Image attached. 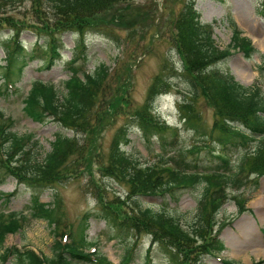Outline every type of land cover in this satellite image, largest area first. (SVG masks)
Wrapping results in <instances>:
<instances>
[{
    "label": "trees",
    "instance_id": "obj_1",
    "mask_svg": "<svg viewBox=\"0 0 264 264\" xmlns=\"http://www.w3.org/2000/svg\"><path fill=\"white\" fill-rule=\"evenodd\" d=\"M178 1L182 6L168 13L171 17L162 25L160 20L152 21L148 10L134 8V0H0V32L8 31L5 36L0 35L3 37L0 47L6 53L2 78L7 88L20 90L16 83L30 61L40 59L51 68L61 60L62 35L66 32L84 37L88 32L131 31L126 37L124 56L117 59L114 70L105 63L86 70L87 45L81 39L68 62L69 79L61 87L35 80L23 99L27 116L38 122L53 121L66 130L82 134L83 141L57 132L51 150L41 159L34 150L35 146L42 148L39 141L34 140L35 135L14 131V119L0 110V174L5 172L32 187V215L55 223L58 229L62 219L58 198L52 207L40 201L39 192L77 175L82 168L93 173L96 166L103 177L113 178L127 188L126 197L117 194V200H107L99 190L98 202L106 220L127 230L150 234L168 264H204L205 256L217 255L226 249L219 234L227 222L218 221V212L232 200L240 213L249 210L246 205L249 198L242 188L250 184L258 188L264 176V89L258 82L241 83L228 68L219 64L228 60L232 50L243 52L248 59L259 53L262 71L264 52L243 35L233 18L229 19L233 32L231 43L221 48L214 38L213 25L204 22L195 8L196 0ZM260 2L264 13V0ZM166 6L162 7L163 13ZM151 28L156 32L167 28L163 32L169 35L168 40L180 57L181 71L178 73L177 67L169 64L170 57L166 54L165 65L154 76L145 102L134 106L130 92L136 53L142 46L133 38L138 33L146 37ZM28 33L36 37L29 52L24 39ZM40 47L42 53L38 52ZM81 61L83 63L79 64ZM178 76L190 90V98L184 97L188 102L181 107L186 126L191 125L195 117L201 118L196 108L199 98L202 97L213 111L214 122L207 133L208 139L203 146L193 145L189 151L205 148L215 152L220 162L213 170L191 171L193 164L187 161L183 148L170 159L161 154L152 165H144L123 149V145L130 142L125 125L114 134L108 152L101 151L102 132L120 115L140 127L147 138L162 135L166 126L154 113L155 102L162 93L175 88L174 79ZM100 153L102 156L96 157ZM231 154L236 158H231ZM198 187L201 188L197 197L198 215L189 228L172 213L142 200L145 196L162 194L178 202L180 190ZM29 219L27 215H19L0 222V249L6 235L27 226ZM85 240L84 236L67 244L58 240L52 257L16 247L8 253L16 257L18 264H73L75 261L114 264L105 255L92 259L83 249ZM128 256L130 254L120 264H128ZM224 263L236 264V261Z\"/></svg>",
    "mask_w": 264,
    "mask_h": 264
},
{
    "label": "rangeland",
    "instance_id": "obj_2",
    "mask_svg": "<svg viewBox=\"0 0 264 264\" xmlns=\"http://www.w3.org/2000/svg\"><path fill=\"white\" fill-rule=\"evenodd\" d=\"M133 6L140 10H148L152 15V21L153 19H156V22L160 20L163 25L164 21L171 17L168 13H171L172 10L176 12L182 4L178 0H168L167 6L166 0H134ZM165 6L166 9L163 13L162 7ZM195 7L201 13L203 21L213 22L214 35L221 47H226L231 41L232 30L228 21L233 18L243 30L244 35L248 36L254 45L264 52V13L260 0H196ZM152 21L149 23L150 27ZM163 31H167V28ZM163 31L156 32L154 28H151L146 37L143 38L138 33L133 38L142 48L136 53L137 66L130 92L133 99L131 104H143L154 76L165 65L163 58L166 54L170 57V65L181 68L180 58L168 40L169 35ZM7 33V30H2L0 35L5 36ZM130 34V30L119 29H115L112 34L88 33L85 37H81L77 33H64L62 35L64 44L62 59L57 60L51 68H47L40 59L30 61L16 83L20 90L5 86L2 77L3 67L6 65V53L0 47V110L14 119V131L23 135L29 133L35 135L34 140H38L42 148L35 146L34 150L39 153L41 159L51 150V143L57 132H63L69 136H74L75 133L62 128L55 122H38L25 114L23 99L32 82L43 80L61 87L63 82L71 76L68 62L73 57L75 46L81 39L87 45V56L84 60L86 62L85 69L94 70L95 66L104 62L113 70L117 58L124 56L122 51L127 46L126 37ZM35 38L30 33L24 35L28 52L33 48L32 42L35 41ZM43 41L42 39L41 44ZM145 47H147L146 53L143 52ZM42 51V47L38 48L39 53ZM260 64L259 55L253 56L252 59H246L242 53L236 52L219 67L229 68L233 73L238 71L242 77L246 78V84L257 81L264 88V71L260 72ZM174 84L175 88L171 93L161 95L156 101L159 118L171 128H166L162 135L157 134L147 138L140 127L134 123L131 124V120L121 115L116 118L114 124L102 132L101 151L108 152L114 134L122 125H125L129 131L130 142L124 144V150L144 165H152L161 158V154H164L166 159H170L176 155L179 149L183 148L187 152V161L193 164L191 171L213 170L220 162L215 152L205 148L193 153L189 152L193 145L203 146L208 139L207 133L213 124V113L201 97L196 107L200 110L201 118L195 117L191 125L184 127V124L180 123L179 99L184 95L190 97L188 94L190 90L181 76L174 79ZM174 128L177 129L176 134ZM76 136L83 141L82 134ZM231 155V158H236L235 154ZM101 156L100 153L96 157L100 158ZM97 170L96 166L93 168V173L90 172V169L83 170L82 168L77 175L69 176L53 187H45L43 191L39 192L40 201L48 203L52 207L55 206L58 198L62 214L59 233H69L66 239L59 237L54 232V226L47 220L32 215L33 212L30 208L33 196L32 187L17 181L14 176L5 172L0 174V222L5 223L19 215H27L28 219L30 218L27 226L6 235L5 242L0 249V264H18L16 257L8 253L14 247L21 251L31 248L42 256L51 257L54 254L53 247L56 241L61 239L63 243L70 242L72 237L79 236L78 233H81V229L85 226L87 241L93 242V244L84 247L86 252L97 249L100 252L98 254H105L116 264L128 255L126 251L130 253L128 257H130L131 264H168L167 259L159 251V245L152 246L150 235L118 228L103 218L95 216L100 213L99 190L104 193L107 200H117V194H121L122 197L127 195V188L123 184L113 178L103 177ZM180 191L183 193L181 192L178 202L168 195L162 194L145 196L142 200L147 204H153L156 208L172 213L185 227L189 228L193 224L195 216L198 215L197 197L201 188ZM243 191L251 198L248 203L251 210L239 214L235 201H229L222 207L216 218L219 222H228L219 234L227 249L222 252L220 260L211 255L205 256L204 264H225L223 260L227 259H236L241 262L240 264H264V205H261L264 204V177L260 180L259 188L256 189L250 184ZM12 192L14 194L7 197ZM15 212L17 214L12 216V213ZM87 213H91V216L85 221L83 218ZM74 264L86 263L74 262Z\"/></svg>",
    "mask_w": 264,
    "mask_h": 264
},
{
    "label": "bare ground",
    "instance_id": "obj_3",
    "mask_svg": "<svg viewBox=\"0 0 264 264\" xmlns=\"http://www.w3.org/2000/svg\"><path fill=\"white\" fill-rule=\"evenodd\" d=\"M254 41H255V40H254ZM255 43H257V42L255 41ZM235 75L237 76V78H238L239 80H241L242 82L246 83V78L242 77L241 74H240L238 71H235ZM261 205H264V204H261ZM263 207H264V206H263ZM249 234L251 235V233H249Z\"/></svg>",
    "mask_w": 264,
    "mask_h": 264
}]
</instances>
